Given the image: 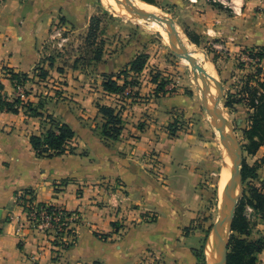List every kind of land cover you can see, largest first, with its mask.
Here are the masks:
<instances>
[{
  "label": "crops",
  "instance_id": "obj_1",
  "mask_svg": "<svg viewBox=\"0 0 264 264\" xmlns=\"http://www.w3.org/2000/svg\"><path fill=\"white\" fill-rule=\"evenodd\" d=\"M157 1L192 44L206 50L223 81L246 52L264 49V0H234L238 13L207 0ZM97 6V0H0V94L16 98L5 68L31 78L20 111H0V264H201L197 252H204L208 231L202 215L213 148L210 132L195 122L201 104L193 94L179 88L153 95L147 63L141 86L133 90L137 97L123 104L121 136L107 140L96 102L121 100L103 89L105 75L125 69L139 52H119L89 67L96 85L81 69L63 74L67 98H54L35 76L52 25L62 20L84 37ZM27 102L42 115L27 112ZM48 116L75 131L66 153L52 158L39 157L30 141L50 128ZM180 118L172 135L170 125ZM250 157V165L262 163L264 172V145ZM28 195L78 217L68 248H55L40 231L17 233L18 221L25 219L21 200ZM259 259L264 261V251Z\"/></svg>",
  "mask_w": 264,
  "mask_h": 264
},
{
  "label": "rangeland",
  "instance_id": "obj_2",
  "mask_svg": "<svg viewBox=\"0 0 264 264\" xmlns=\"http://www.w3.org/2000/svg\"><path fill=\"white\" fill-rule=\"evenodd\" d=\"M103 1L97 0L98 6L96 13V16L100 17L97 43H99L103 47L104 50L103 60H105L106 58H111L117 55L119 52H124V51H128L126 56H128V54L129 56L135 54L137 55L138 52L140 54H147L148 55L147 74L151 82L155 76H158L159 82L162 81L165 82L166 93L164 95L173 94L179 88H182L184 91H188L192 93L193 96L196 98V100H198V102L201 104V117H197L195 122L198 121L199 122L198 125L201 124V126H204L210 132L209 143L213 148L212 162L208 170L209 173L207 180L209 183L207 185V198L204 201V205H203L204 209L202 215L203 220L207 222L206 226H208V231L204 241L205 250L204 252L202 251L203 257H201V262L202 264H209L208 261L206 260L207 259L206 251L208 250V244H209L208 239H209V235L211 234L213 225L220 219L221 216L219 213L220 208L218 202V195H219L218 181L220 177L219 175L220 170L222 169V164H223V149L225 148V146L222 144L223 137L228 136L227 137L228 140L231 141L230 135L227 134L228 130L225 128L222 120L217 115V112L215 110L216 108L215 106L217 103L215 101H218V103L220 104L219 107L221 111L227 117V118L225 117V119L235 129L236 139L242 151L241 153L242 157L240 160L242 161V170H243V166L245 162L249 165L250 163L253 162V159L250 157V155L247 154L244 148V145L247 142L245 140L244 130L249 127L251 111L248 108V106H246L243 103H236L233 108H228L226 107V102L229 100L239 98L238 93L243 89L245 82L247 81L246 80L247 75L250 73H254L255 70L251 68V66L250 67L243 66L246 65V63L239 61L236 63L237 68L234 70V74L230 78L231 80L229 79L227 81H223L217 74L212 72L218 84L216 85L212 80H210V83L212 82L213 84V88L217 90L216 91L214 89L215 100H213L212 96L211 98L209 97L211 93L210 90L211 88L210 85L206 84L205 81L203 80L204 76L203 78L202 76L199 77L200 76L199 74L201 73L198 71L199 72L198 74L197 70L192 68L190 63L189 64L185 63L183 58L179 56V54L181 53V49L178 46V44H175V46H177L178 52L173 47L174 40L171 37V30L167 24H165L168 28L167 34L162 35L161 31L158 30V27H154V24H152L153 22L151 20L142 19L137 15L132 14L131 12L128 13L129 10L127 7L126 0L123 1L110 0L112 3H114V5L117 4V6L115 5L116 9H114V7L110 5L108 6V2L106 1L103 2ZM144 3L150 6L157 7L158 9H160V13H161L160 17H162L163 15V18L173 21V16L171 12L166 8V6L163 5V3H160L159 1H156V4H150L147 2ZM118 4H120L119 7ZM121 8L125 9L127 12ZM177 30L179 32L180 37L182 35V38L184 40H187L186 43L188 45L194 46L192 42L188 40L186 34L184 33L183 30H181V28L177 27ZM64 35L68 37V40L65 41L62 45H60L61 40L59 38L47 39L43 47L44 55L42 58V62L41 65L39 66V69L40 68L46 69V67L48 68L46 70L49 71V76L46 80L42 82L46 83L44 87H46L47 90L44 91H47L49 93L50 91H52L54 98L66 97L64 95L65 92L64 80L67 78L63 76V74L66 73L70 75L71 73H73V71H75V68H73L75 64V60H77L83 55L84 52L83 48L85 46V40H84L85 36L83 37L75 33L73 28L67 26L66 24H65V30L63 31V36ZM194 48H196L195 49L196 52L201 51L203 54H205L206 59H208V56L206 55L205 52L206 50L204 51L202 48L200 47L198 48L196 46H194ZM51 58L54 59L53 61L54 65L52 67H50L49 65L50 63L49 59ZM80 63L82 64V62ZM94 66H97V64H94ZM78 69L85 71L86 72L85 74L87 76H91L90 74L95 76V69H91L88 67L85 68L82 65H80ZM142 74L143 72L139 75L132 74L129 80L139 83L136 84L135 86L129 85L122 94H115L116 96H119V97L115 96L116 100L118 101L121 100V103L117 102V105H120L121 107L116 105L115 100L114 101L108 100V103H103L101 102L102 98L100 97L99 100L96 102V104L100 103V104L112 106L114 108L119 109L122 112V109L124 108L123 105L124 102L125 101L128 102L132 100V98L137 97L135 91L133 90L141 86L143 79L141 77ZM94 79L95 77L91 76V81H90L91 84L94 85L98 84V81ZM85 83L87 84V81H85ZM123 83L124 82L121 79V84ZM155 86L156 87L152 94L157 97L162 96L156 94L157 85L155 84ZM55 87L60 89H55ZM92 88L97 89L96 86L93 85ZM207 90L209 91V94ZM203 93L204 95H202ZM239 119H241V121H239ZM182 120L183 119L180 118V121L179 120L174 121L170 125L171 134L172 132H174L173 135H175L177 130L180 129ZM48 121L50 120L48 119ZM142 124L144 123H139V125ZM69 151L72 152L71 147L69 148ZM152 155H150V157ZM156 161L158 160H155L154 158L152 164L155 165L153 167H158V164L155 163ZM258 174L260 177L258 180L257 179L248 180L247 182H244L242 175V181H234V190H235V194L238 197L236 213L237 210L239 209L240 202L243 199L244 194L249 189L248 187L249 184L251 183L255 184L260 188L264 187V172L259 169ZM225 208L227 209V204ZM250 208L251 207L247 205L246 208L243 209V213L247 216L250 222L251 235L249 239L250 240H255L259 238L264 239V218H262L260 215L255 213V211H253L252 208H251L252 211H250L249 210ZM43 236H44V240L47 241V237L44 235V233ZM238 236L239 235L236 232L230 230L228 243L226 244L225 247V252L227 257L230 252L231 238L232 237L236 238ZM260 263L264 264V261L260 260Z\"/></svg>",
  "mask_w": 264,
  "mask_h": 264
},
{
  "label": "trees",
  "instance_id": "obj_3",
  "mask_svg": "<svg viewBox=\"0 0 264 264\" xmlns=\"http://www.w3.org/2000/svg\"><path fill=\"white\" fill-rule=\"evenodd\" d=\"M150 4H156L157 0H142ZM100 17L94 15L89 24L88 32L84 38L85 46L83 48V55L75 60L73 68L78 69L80 65L89 68L94 64L103 61L104 50L102 45L97 43L98 26ZM188 34V33H187ZM189 35V34H188ZM190 37V36H189ZM191 38V37H190ZM191 40L198 44L196 40ZM103 44V43H102ZM251 58H259L261 61L264 59V49L258 51H251L248 53ZM50 67H52L54 59H49ZM82 62V64L80 63ZM148 63V55L140 54L133 59L129 65L118 72L117 74L105 75L103 82V89L108 94H122L126 88L131 85L135 86L139 82L130 81L129 78L132 74L139 75L143 72ZM80 64V65H79ZM9 75L10 80L13 82L15 88L19 84H27L31 78L26 73H16L12 69L5 68ZM37 76L40 81H44L49 76V71L44 68H37ZM62 72V70H61ZM264 71L262 67H257L254 73L247 75L245 85L239 91L238 99L229 100L226 102V107L233 108L236 103H243L251 111L250 124L244 130L245 151L248 155H255L261 146L264 145ZM123 80V84H119V80ZM152 82L157 85L156 94L164 95L165 82H159L158 76L152 79ZM0 88H3L0 85ZM23 101L20 98L9 100L0 94V111L18 113L20 111ZM27 112L33 116L42 115L38 109L33 107L31 103H26ZM99 113L103 116L105 122L102 124L101 134L107 140H118L124 129V122L122 112L112 106L105 104H97ZM50 120V128H48L42 135H32L30 137L31 144L39 157H55L66 153L67 146L75 138V131L68 124L55 120L52 116H48ZM174 132H172V135ZM262 167V163L256 162L254 165H249L245 162L242 170L243 181L258 180V171ZM249 189L244 194L240 202L239 209L235 215L232 230L239 236L231 238L230 252L227 257V264H261L259 255L264 251V239L259 238L250 240L251 235L250 222L247 216L243 213V209L248 205L262 218H264V187H258L255 184H249ZM28 193H32L28 191ZM39 208L45 207L49 212H56L58 207L55 205L40 203ZM64 210V209H63ZM66 211V210H65ZM68 214H71L68 212ZM117 231V227H116ZM57 245V244H56ZM70 245L63 244V249L68 248ZM199 258L203 257V252H197ZM95 264H100L96 262ZM202 264V262H201Z\"/></svg>",
  "mask_w": 264,
  "mask_h": 264
},
{
  "label": "water",
  "instance_id": "obj_4",
  "mask_svg": "<svg viewBox=\"0 0 264 264\" xmlns=\"http://www.w3.org/2000/svg\"><path fill=\"white\" fill-rule=\"evenodd\" d=\"M127 1V7L129 12H131L134 15H137L138 17L146 20H151V21H157L161 24H167L170 27L171 30V37L174 40V48L176 42L179 44V47L181 49V54L179 56L183 59H186L190 62L191 66L199 71L203 76V80L205 81L206 84L209 85V80H212L216 85L217 81L214 76L209 74L200 64L199 62L193 57V54L195 51L189 50L186 44H184L182 38L179 35V32L177 30V27L173 21H170L166 18L163 17H158L152 13H149L143 9H140L139 7L135 6L131 0H126ZM176 49V48H175ZM177 51V49H176ZM178 52V51H177ZM216 104V112L217 115L220 117V119L223 122V125L225 128L228 130V134L231 137V141L228 140L227 136L223 137V144L225 148L228 150L230 153V166L228 168V173L230 174V178L227 182V187L225 189V200L227 202V212L220 217V219L213 225V228L211 230V234L209 235V244H208V249L210 247V244L212 243L213 245L215 244L218 246L220 249L224 247V257H223V262H219V257H218V252L217 250H213V264H227V255L225 252V247L226 244L228 243L229 239V234L226 243L219 238H217V231L221 226H229V233L230 230H232V224L235 218L236 214V206L238 203V197L235 194L234 190V181H242V161L241 159V147L239 146V143L236 139L235 135V129L227 122L225 119V116L223 112L221 111L219 107V103L215 101Z\"/></svg>",
  "mask_w": 264,
  "mask_h": 264
},
{
  "label": "built area",
  "instance_id": "obj_5",
  "mask_svg": "<svg viewBox=\"0 0 264 264\" xmlns=\"http://www.w3.org/2000/svg\"><path fill=\"white\" fill-rule=\"evenodd\" d=\"M187 1L189 3H197L198 0ZM207 2L214 6H224L228 9L233 10L236 13H238L239 11L238 5L234 0H207ZM64 30L65 23H63V21L61 20H58L52 27L50 38H59L61 40L60 45H62L65 41L68 40L67 36H63ZM218 47L224 50V47L222 45ZM248 53L249 52H246L244 54V56L242 57V61H248L252 63L256 71L257 67H261L262 61L259 58H251ZM15 89L16 98H20L25 103L27 99L26 85L19 84L16 86ZM25 195L26 194H23V196ZM27 197L28 200H21L25 219L22 221H18L17 233L22 236L24 234V231L33 229L44 233L47 239H49V242L53 243L54 247L58 248L59 250L63 249V244L70 245L74 241V226L75 222L78 220V217L74 216L72 213L68 214V212L63 210L62 208H58L56 212H49L45 207L39 208L38 203L29 200L31 199V196L28 195ZM249 210L252 211L251 208Z\"/></svg>",
  "mask_w": 264,
  "mask_h": 264
},
{
  "label": "bare ground",
  "instance_id": "obj_6",
  "mask_svg": "<svg viewBox=\"0 0 264 264\" xmlns=\"http://www.w3.org/2000/svg\"><path fill=\"white\" fill-rule=\"evenodd\" d=\"M103 1V0H102ZM104 1H106V2H108V6L110 5V6H112V7H114V9H116V6H117V4H115L114 5V3H112L111 1H113V0H104ZM103 1V2H104ZM123 1V0H122ZM132 1V3L135 5V6H137V7H139L140 9H143V10H145V11H147V12H149V13H152V14H154V15H156V16H158V17H160L161 16V13H160V9H158L157 7H155V6H150V5H148V4H146V3H144V2H142V1H140V0H131ZM120 3V2H119ZM125 3V2H124ZM123 3V4H124ZM127 3V2H126ZM121 4V3H120ZM120 4H118V7L120 6ZM122 5V4H121ZM122 7V6H121ZM110 8V7H109ZM123 8H125V7H123ZM123 8H121V9H123ZM120 9V10H121ZM124 11H126L125 9H123ZM119 11V10H118ZM122 11V10H121ZM127 12V11H126ZM115 13V12H114ZM128 13H129V11H128ZM163 13V12H162ZM116 14H119V13H116ZM121 14H122V12H121ZM162 17H163V15H162ZM153 23L152 24H154V27H158V30L159 31H161V33H162V35L163 34H167V30H168V28H167V26L165 25V24H160L159 22H157V21H152ZM170 33V32H169ZM186 37V36H185ZM167 38H169V37H167ZM181 38H182V35H181ZM183 39V38H182ZM189 40V39H188ZM168 41V40H167ZM183 42H184V44H186L187 45V47L189 48V50H191V51H195L196 52V48H194V46H190V45H188L186 42H187V40H184L183 39ZM173 43H174V41H173ZM176 44H178L177 42H176ZM174 45V44H173ZM172 45V46H173ZM178 46H179V44H178ZM174 47V46H173ZM175 48L177 49V46H175ZM175 49V50H176ZM178 50V49H177ZM181 54V53H180ZM193 57L199 62V64L209 73V74H211L212 76H213V68H212V65H211V63L206 59V57H205V54H203L201 51H197L196 53H194L193 54ZM184 61H185V63H187V64H189L190 62L188 61V60H186V59H183ZM191 65V64H190ZM192 67V66H191ZM193 68V67H192ZM198 72V71H197ZM198 74H199V72H198ZM200 76L199 77H201L202 76V78H203V75L202 74H199ZM197 83H198V81H197ZM212 84V82L210 83V80H209V85H210V90H211V93H210V98H211V96H212V99L213 100H215V88H213V84ZM200 86H202V85H200ZM207 86V85H206ZM200 89H201V87H200ZM215 89V90H214ZM208 91V90H207ZM217 91V90H216ZM202 93V92H201ZM205 93V92H204ZM204 93L202 94V95H204ZM208 94H209V91H208ZM218 94V93H217ZM219 95V94H218ZM209 98V99H210ZM219 98V97H218ZM206 99V98H205ZM213 100H211V101H213ZM218 102V101H217ZM214 105V104H213ZM219 106H220V104H219ZM216 107V106H215ZM225 116V115H224ZM213 117V116H212ZM226 117V116H225ZM227 118V117H226ZM218 131V130H217ZM225 134H226V132H225ZM228 134V133H227ZM228 137V136H227ZM221 138V137H220ZM223 144V143H222ZM224 145V144H223ZM222 146V145H221ZM223 147V146H222ZM224 148V147H223ZM221 150V149H220ZM229 166H230V153L228 152V150H226L225 148L223 149V164H222V169L220 170V177H219V181H218V186H219V195H218V202H219V208H220V215L221 216H223L225 213H226V211H227V209L225 208L226 207V204H227V202H226V200H225V189H226V187H227V182H228V180H229V178H230V174L228 173V168H229ZM220 216V217H221ZM228 234H229V226H221L219 229H218V231H217V238H219L220 240H222L223 242H224V244L226 243V241H227V238H228ZM213 250H217V252H218V257H219V262L220 263H222L223 262V257H224V247L222 248V249H220L218 246H216L215 244L213 245L212 243L210 244V247H209V249L206 251V255H207V261H208V263L209 264H213Z\"/></svg>",
  "mask_w": 264,
  "mask_h": 264
}]
</instances>
